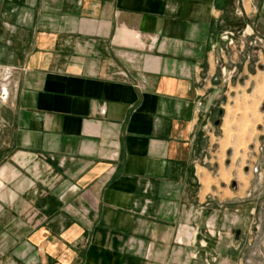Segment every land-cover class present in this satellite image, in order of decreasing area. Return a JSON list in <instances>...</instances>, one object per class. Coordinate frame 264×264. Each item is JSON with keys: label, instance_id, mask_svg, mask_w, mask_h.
<instances>
[{"label": "crops", "instance_id": "crops-1", "mask_svg": "<svg viewBox=\"0 0 264 264\" xmlns=\"http://www.w3.org/2000/svg\"><path fill=\"white\" fill-rule=\"evenodd\" d=\"M247 30L264 0H0V264H264L258 157L208 163Z\"/></svg>", "mask_w": 264, "mask_h": 264}, {"label": "rangeland", "instance_id": "rangeland-1", "mask_svg": "<svg viewBox=\"0 0 264 264\" xmlns=\"http://www.w3.org/2000/svg\"><path fill=\"white\" fill-rule=\"evenodd\" d=\"M261 36V31L247 30L245 34H235L233 45L227 42V62L221 70L222 77L227 84H235L236 88H239L240 79L246 78L249 88L239 90L240 95L233 99L232 106L226 108L225 117L220 112L214 114L215 121L225 118L224 136L219 140L220 150L215 155L216 151H213L208 163L211 167L219 163L221 169L225 170L226 162L230 161L241 179L245 169L249 168L247 159L250 156L258 157L257 163L261 164L259 167L253 166L254 174L259 176L264 170V143L259 140L261 133H264L260 130L264 126V39ZM214 145L216 147L218 144Z\"/></svg>", "mask_w": 264, "mask_h": 264}, {"label": "built area", "instance_id": "built-area-1", "mask_svg": "<svg viewBox=\"0 0 264 264\" xmlns=\"http://www.w3.org/2000/svg\"><path fill=\"white\" fill-rule=\"evenodd\" d=\"M234 37H235L234 33L228 32V34L226 33V35H225V41H227L229 45H233Z\"/></svg>", "mask_w": 264, "mask_h": 264}, {"label": "water", "instance_id": "water-1", "mask_svg": "<svg viewBox=\"0 0 264 264\" xmlns=\"http://www.w3.org/2000/svg\"><path fill=\"white\" fill-rule=\"evenodd\" d=\"M221 115H222V113H221ZM216 124L219 125L220 124V121H217Z\"/></svg>", "mask_w": 264, "mask_h": 264}]
</instances>
